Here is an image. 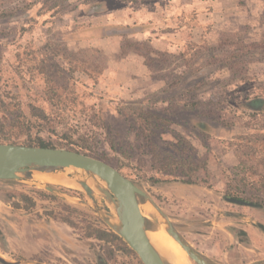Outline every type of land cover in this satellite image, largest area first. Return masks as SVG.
I'll return each instance as SVG.
<instances>
[{"label": "rangeland", "instance_id": "374dc122", "mask_svg": "<svg viewBox=\"0 0 264 264\" xmlns=\"http://www.w3.org/2000/svg\"><path fill=\"white\" fill-rule=\"evenodd\" d=\"M131 7L134 13L138 11L139 15L147 16L137 22L146 32L137 38L124 37L122 44L135 39L153 41L168 34L169 44H196L202 52L200 57L215 48L214 54L232 62L224 69L213 65L200 73L183 75L185 69L179 67L177 58L182 49H172L167 51L171 58L166 66L156 67L150 73L155 90L141 98L128 92L125 95L121 87L104 77L94 87L84 75L77 74L76 98L63 93L64 104L57 109L44 99L45 87L40 77L31 82L26 73L24 78L13 73L16 55L33 52L50 40L59 42L68 32L92 25L90 19L99 15L83 17L80 0H0V93L11 104L10 109L20 108L16 115L30 126L29 132L15 145L43 143L76 151L112 166L145 192L168 216L179 236L210 264L264 262V232L257 227H264V197L260 201L261 198L238 193L231 187L233 171L230 168L235 159L225 141L232 136V131L209 126L208 147L203 148L198 145L197 129L190 119L195 111L182 108L170 111L167 115L170 122L163 129L186 138L198 146V156L212 160L208 163L211 175L206 177L200 173L202 181L187 185L180 177L159 175L151 169L150 144L154 142L160 146V152H166L162 142L173 141V134L166 132L161 142L158 136L148 143L138 138L137 130H129L120 115H126L132 103L154 96L177 100L189 88L194 91L177 102L228 100L223 107L236 127L251 122L249 111L240 106L247 96L264 98V0H136ZM227 35L240 36L246 44L256 47L233 67L237 62L233 57L239 53L232 51L235 54L231 55L219 50L220 41ZM70 39L62 40L68 43V51L78 52L100 64L108 63V56L98 48L81 45L84 40ZM195 68L197 65L192 69ZM167 84L172 88L161 94L160 90ZM31 106L42 110L49 121L31 117ZM153 108L166 115V104L159 103ZM255 119L254 124L264 123L262 116ZM8 124L5 122L6 127ZM1 132L0 128V134L5 131ZM54 175L77 178L76 173L68 170L37 173L39 181H0V257L35 264H142L120 238L112 242L98 240L102 231H111L82 204H91L87 195L77 187L44 181ZM226 195L257 206L262 203V207L249 208L252 206H241L235 201L232 204L224 200ZM95 197L107 207L100 197ZM146 222L147 227L155 228L152 222ZM191 264L195 263L191 261Z\"/></svg>", "mask_w": 264, "mask_h": 264}, {"label": "trees", "instance_id": "16d2710c", "mask_svg": "<svg viewBox=\"0 0 264 264\" xmlns=\"http://www.w3.org/2000/svg\"><path fill=\"white\" fill-rule=\"evenodd\" d=\"M136 0H80L82 5L83 17H91L101 15L106 12H113L120 10L125 6H131ZM146 32V28L142 24L133 22L127 25L111 24L109 26L103 25H87L85 28L75 29L62 37L59 42L52 40L48 41L43 46L39 47L33 52L20 53L16 55V62L12 66L13 73L21 78L24 75L29 77V81L34 80L37 76L41 78L44 87V99L51 105L60 109L64 104L63 93L67 92L72 97H75V88L79 83L76 80V75H84L96 87L101 83L104 77L106 65L95 62L89 58L79 55L78 52H70L66 49L67 42H62L66 37L74 40L82 41L88 39H105L109 37H125L137 38ZM70 39V40H71ZM66 41V40H64ZM70 42V41H69ZM181 52L177 55L180 59V66L185 69L183 75L191 76L202 72L206 67L213 65H220L224 69L232 60H223L220 55L214 54L215 48L208 49L209 52L205 57H200L201 53L198 46L193 43L184 44L179 46ZM186 48V49H185ZM220 51H226L228 54L234 55L232 51H237L233 58L237 60L231 67L238 65L244 56L250 53L255 45H248L244 40L237 35H227L220 41ZM122 58L130 54H134L143 60L150 73H153L156 67H165L171 55L165 51L156 49L152 45L150 38L141 40H126L120 47ZM222 56V55H221ZM155 57V58H154ZM174 57V56H173ZM197 58H200L198 61ZM201 61L202 64L199 63ZM199 63V64H198ZM197 65V68L192 69ZM157 69V68H156ZM24 74V75H23ZM181 79V78H180ZM179 79V80H180ZM242 80L244 78H237ZM103 81V80H102ZM32 82V81H31ZM196 86V85H195ZM194 86V87H195ZM172 88V85H166L160 90L161 94H165ZM1 89V88H0ZM196 89V88H195ZM185 95H181L177 100H182L186 95H189L193 89H185ZM4 95L0 93V128L5 131L0 134V144H18L17 140L25 133H28L30 126L26 122L19 120L16 115L20 108L10 109V103L4 101ZM10 100H14L13 96L8 95ZM66 100V97L64 98ZM173 97L145 98L138 103H132V107L128 109L126 115L123 116L124 121L129 127V130H137L139 133L138 138H143L144 141L151 142L153 137H158V141H162L161 136L169 130H164L170 120L167 118L170 111L175 108H182L186 110H194L190 119H192L193 127L197 129L196 139L198 145L207 148L206 140H209L208 129L209 126L217 128H224L232 131V136L225 141L226 147L233 154L235 159L231 165L233 171V178L230 179L231 186L234 191H242L244 194H249L255 198L264 197V123H255V118L264 117V98L255 95L247 96L241 101V108L249 111L251 122L243 126H235V122L227 118V110L223 107L224 103L228 100L218 99L217 101H201V100H186L183 104L177 102ZM70 101V99H69ZM166 104L164 110L166 115L159 113L153 107L156 104ZM137 105V108H133ZM31 117L40 120L49 121V117L44 112L36 107H30ZM255 119V120H254ZM8 122L6 127L5 122ZM25 121V119H24ZM102 128L105 129L106 125L103 122ZM1 132V133H2ZM159 132V133H158ZM173 141L162 142L165 146L166 152H160V146L152 142L151 149V169L159 175H174L181 178V182L187 185H196L202 181L199 178L200 173L206 177L210 176L208 167L209 158H203L202 155L198 156V146L191 144L189 140L182 136L173 134ZM206 138V139H205ZM29 147H42L52 148L49 145L40 143L38 145H26ZM76 152V151H75ZM154 181L157 182L156 179ZM239 193V192H238ZM244 201V202H243ZM242 202L245 203L246 200ZM258 204L259 207L264 204ZM252 206V205H251ZM104 236V237H103ZM100 240L107 242L119 239L112 232L106 230L101 232Z\"/></svg>", "mask_w": 264, "mask_h": 264}, {"label": "water", "instance_id": "95a60500", "mask_svg": "<svg viewBox=\"0 0 264 264\" xmlns=\"http://www.w3.org/2000/svg\"><path fill=\"white\" fill-rule=\"evenodd\" d=\"M68 170L76 173L77 178L64 176L73 180L91 202L90 205L84 202L82 204L91 209L110 231L135 253L142 264H170L160 256L147 238L148 232H154L160 226L186 253L190 263L192 261L195 264H210L195 253L179 236L168 216L145 192L107 163L66 149L0 144V180L39 181L35 177L37 173ZM93 174L101 181L97 180ZM85 177L87 180H92L93 187L87 183ZM43 187L56 194L50 188ZM95 196L100 197L107 207L99 204ZM146 203L150 205L153 213L145 217L140 211V206ZM235 203L247 205L240 201ZM146 220L152 222L155 228L147 227ZM257 227L264 232L263 226ZM0 264L35 263L11 262L0 257ZM257 264H264V262Z\"/></svg>", "mask_w": 264, "mask_h": 264}, {"label": "crops", "instance_id": "0c3cea01", "mask_svg": "<svg viewBox=\"0 0 264 264\" xmlns=\"http://www.w3.org/2000/svg\"><path fill=\"white\" fill-rule=\"evenodd\" d=\"M132 9L131 6H125L120 10L103 13L96 18L90 19V21L93 23L92 25H103L105 27L114 23L118 25H127L133 22H141L142 18H147V16L139 15L138 11L134 13ZM180 33L179 31V34ZM123 38L124 37L88 39L82 41L81 45L98 48L106 57L108 56L109 61L104 71V78H106L107 81L121 87L120 91H123L125 95H127L128 92L129 95L131 94V96L136 98L145 97L146 94L155 90L150 72L143 64V60L140 57L130 54L122 58L120 47ZM169 40L168 34L167 36L163 34L161 38L153 40L152 45L161 51H173L172 49H178L179 45L174 46V44H169ZM171 46L174 48H171ZM208 163L210 165L212 160H209Z\"/></svg>", "mask_w": 264, "mask_h": 264}, {"label": "bare ground", "instance_id": "6f19581e", "mask_svg": "<svg viewBox=\"0 0 264 264\" xmlns=\"http://www.w3.org/2000/svg\"><path fill=\"white\" fill-rule=\"evenodd\" d=\"M94 176L97 180L101 181L100 178H98V176L96 175ZM35 177L37 179V176ZM85 178L87 180V177ZM44 179H45L44 181L47 180V182H49L50 180H54L65 187L79 188L73 180L67 179L64 175H54V176L46 177ZM91 182L92 180L89 179L87 180V183L93 187V183ZM140 211L142 215L145 217L153 213V210L148 203L141 205ZM147 238L150 244L154 247V249L160 254V256L170 264H191L187 259L186 253L165 232L162 226L159 227V232H148Z\"/></svg>", "mask_w": 264, "mask_h": 264}, {"label": "flooded vegetation", "instance_id": "af4514ba", "mask_svg": "<svg viewBox=\"0 0 264 264\" xmlns=\"http://www.w3.org/2000/svg\"><path fill=\"white\" fill-rule=\"evenodd\" d=\"M0 181H3V180H0ZM8 181V180H7ZM24 199H28V197L27 196H22ZM224 200L225 201H227V202H229V203H232L233 204V202L234 201H240V202H242V200H238V199H235V198H232V197H229V196H225L224 197ZM244 202V201H243ZM244 204H247L246 206H249V205H252V207H249V208H256V209H258V207L259 206H257V205H255V204H252V203H250V202H245ZM249 204V205H248ZM242 206V205H241ZM260 208V207H259ZM147 222L145 221V224H146ZM173 227H174V229H176V227L173 225ZM107 231V230H106ZM176 231V230H175ZM108 232V231H107ZM98 240H100V239H98ZM100 241H103V240H100ZM106 241V240H105ZM107 242V241H106ZM108 242H110V241H108ZM205 260V259H204ZM205 261H207V260H205ZM12 262V261H11ZM18 262H21V261H18ZM208 262V261H207Z\"/></svg>", "mask_w": 264, "mask_h": 264}]
</instances>
